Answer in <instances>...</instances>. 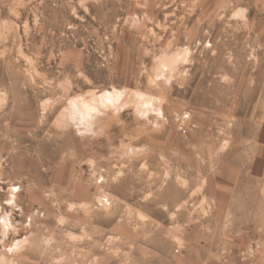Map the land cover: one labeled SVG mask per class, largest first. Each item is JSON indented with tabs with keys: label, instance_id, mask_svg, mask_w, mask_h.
Instances as JSON below:
<instances>
[{
	"label": "rangeland",
	"instance_id": "374dc122",
	"mask_svg": "<svg viewBox=\"0 0 264 264\" xmlns=\"http://www.w3.org/2000/svg\"><path fill=\"white\" fill-rule=\"evenodd\" d=\"M0 264H264V0H0Z\"/></svg>",
	"mask_w": 264,
	"mask_h": 264
}]
</instances>
